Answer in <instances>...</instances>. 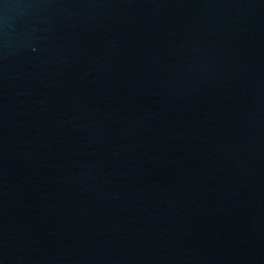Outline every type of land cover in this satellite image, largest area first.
Segmentation results:
<instances>
[{
    "label": "water",
    "instance_id": "1",
    "mask_svg": "<svg viewBox=\"0 0 264 264\" xmlns=\"http://www.w3.org/2000/svg\"><path fill=\"white\" fill-rule=\"evenodd\" d=\"M0 264H264V0H0Z\"/></svg>",
    "mask_w": 264,
    "mask_h": 264
}]
</instances>
